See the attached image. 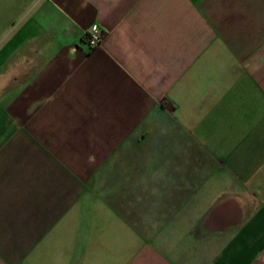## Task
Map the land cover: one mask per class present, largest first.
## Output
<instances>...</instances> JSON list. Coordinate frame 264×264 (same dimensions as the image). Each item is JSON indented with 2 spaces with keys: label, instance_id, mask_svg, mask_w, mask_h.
Listing matches in <instances>:
<instances>
[{
  "label": "crops",
  "instance_id": "crops-1",
  "mask_svg": "<svg viewBox=\"0 0 264 264\" xmlns=\"http://www.w3.org/2000/svg\"><path fill=\"white\" fill-rule=\"evenodd\" d=\"M0 264H264V0H0Z\"/></svg>",
  "mask_w": 264,
  "mask_h": 264
},
{
  "label": "built area",
  "instance_id": "built-area-1",
  "mask_svg": "<svg viewBox=\"0 0 264 264\" xmlns=\"http://www.w3.org/2000/svg\"><path fill=\"white\" fill-rule=\"evenodd\" d=\"M101 35L97 25H93L91 30L85 34V39L89 47L99 46L101 43Z\"/></svg>",
  "mask_w": 264,
  "mask_h": 264
}]
</instances>
